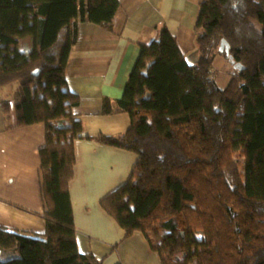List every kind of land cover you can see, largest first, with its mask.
I'll use <instances>...</instances> for the list:
<instances>
[{
  "label": "trees",
  "instance_id": "trees-1",
  "mask_svg": "<svg viewBox=\"0 0 264 264\" xmlns=\"http://www.w3.org/2000/svg\"><path fill=\"white\" fill-rule=\"evenodd\" d=\"M119 8V0H0V89L16 84L17 128L53 124L66 137L40 150L44 233L1 227L0 264L103 263L77 243L70 183L84 126L66 68L79 24L112 32ZM27 37L34 48L20 51ZM195 48L191 65L161 26L140 46L123 96L104 99L103 114H128L130 127L96 141L138 160L101 207L125 238L142 233L162 264H264V0H205ZM220 55L242 66L225 89ZM0 104L8 119L10 101Z\"/></svg>",
  "mask_w": 264,
  "mask_h": 264
},
{
  "label": "crops",
  "instance_id": "crops-1",
  "mask_svg": "<svg viewBox=\"0 0 264 264\" xmlns=\"http://www.w3.org/2000/svg\"><path fill=\"white\" fill-rule=\"evenodd\" d=\"M204 1L119 0L112 32L90 22L78 26L66 77L69 89L80 98L73 112L83 123L84 132L75 141L70 195L79 251L94 254L102 264H162L142 233L125 238V231L101 207L103 198L128 182L138 160L132 151L96 141L101 134L119 136L130 127L128 114H103V101L123 96L140 46L151 44L161 26L177 38L189 64H196L195 25ZM214 68L218 86L225 89L234 67L220 55L214 60ZM15 89L4 88L6 98L0 99L9 100L11 109L7 119L0 104V228L42 234L40 150L66 137L59 135L53 124L17 128Z\"/></svg>",
  "mask_w": 264,
  "mask_h": 264
},
{
  "label": "rangeland",
  "instance_id": "rangeland-1",
  "mask_svg": "<svg viewBox=\"0 0 264 264\" xmlns=\"http://www.w3.org/2000/svg\"><path fill=\"white\" fill-rule=\"evenodd\" d=\"M26 39H31L30 37H27V38H24L22 41H21V43H20V47H19V50L20 51H24V52H29L28 50L32 47V42L30 41V42H28L27 43V40ZM34 48V46L31 48V49H33ZM30 49V50H31ZM13 86H16V84L15 85H11V86H9L8 88H6V89H12L13 88ZM7 90H1L0 89V99H3V98H6L5 96H6V92ZM157 239V238H156ZM158 240H160L159 238H158ZM181 256V255H180Z\"/></svg>",
  "mask_w": 264,
  "mask_h": 264
},
{
  "label": "water",
  "instance_id": "water-1",
  "mask_svg": "<svg viewBox=\"0 0 264 264\" xmlns=\"http://www.w3.org/2000/svg\"><path fill=\"white\" fill-rule=\"evenodd\" d=\"M220 53H226V54L229 53V45L225 41H223V43L220 47ZM234 69L235 70H241L242 66L240 64L234 65Z\"/></svg>",
  "mask_w": 264,
  "mask_h": 264
}]
</instances>
